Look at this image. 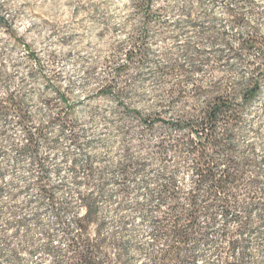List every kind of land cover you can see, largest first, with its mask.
<instances>
[{
  "label": "clouds",
  "instance_id": "clouds-1",
  "mask_svg": "<svg viewBox=\"0 0 264 264\" xmlns=\"http://www.w3.org/2000/svg\"><path fill=\"white\" fill-rule=\"evenodd\" d=\"M0 264H264V0H0Z\"/></svg>",
  "mask_w": 264,
  "mask_h": 264
}]
</instances>
